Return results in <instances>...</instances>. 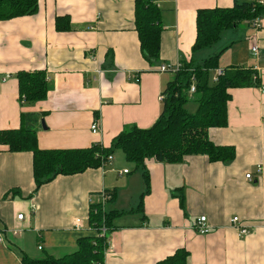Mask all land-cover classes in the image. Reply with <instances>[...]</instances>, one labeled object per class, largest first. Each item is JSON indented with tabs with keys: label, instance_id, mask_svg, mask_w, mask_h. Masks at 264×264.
Returning a JSON list of instances; mask_svg holds the SVG:
<instances>
[{
	"label": "crops",
	"instance_id": "0c3cea01",
	"mask_svg": "<svg viewBox=\"0 0 264 264\" xmlns=\"http://www.w3.org/2000/svg\"><path fill=\"white\" fill-rule=\"evenodd\" d=\"M252 1L156 0L162 34L159 59L150 64L140 52L134 0H39L33 15L0 21V131L18 129L22 113L35 114L38 148L70 150L108 148L127 126L150 128L173 77L159 67L213 54L211 48L191 51L197 11ZM62 16L70 22L67 32L55 30ZM240 25L223 33L219 68L253 70L258 86L229 89L227 126L208 131L214 145L234 149L233 160L211 163L197 155L166 164L151 158L136 168L117 150L110 165L57 176L33 193L31 154L0 146V229L6 232L0 264H22L23 255L38 260L74 253L78 239L94 235L87 218L98 204L121 213L104 264H157L180 249L188 253L186 264H264V15L257 56L250 51L253 30ZM41 71L46 98L22 103L16 75ZM95 119L99 131L92 134ZM106 193L113 195L107 203ZM200 216L210 227L206 235L193 229ZM238 226L249 234L239 237Z\"/></svg>",
	"mask_w": 264,
	"mask_h": 264
},
{
	"label": "trees",
	"instance_id": "16d2710c",
	"mask_svg": "<svg viewBox=\"0 0 264 264\" xmlns=\"http://www.w3.org/2000/svg\"><path fill=\"white\" fill-rule=\"evenodd\" d=\"M39 0H0V21L31 16L38 10ZM264 15V4L257 1L234 4L230 9H201L196 13V36L192 53L209 49L222 34ZM134 27L138 36L140 52L144 59L153 64L159 59L162 27L160 10L152 0H134ZM68 17L55 19V30H70ZM221 52L201 60L181 63L162 91V109L158 119L148 129L127 126L111 142L108 148L93 145L86 149L41 150L38 148L35 126L38 117L31 113L21 114L18 129L0 131V146L10 153H30L32 156L33 193L53 181L57 176H73L88 169L104 166V161L115 151H121L126 160L138 168L145 159L158 163L178 164L190 156H205L211 163L227 162L235 158L232 147H220L208 137L210 129L227 126V103L231 96L229 89L258 86L256 73L250 69L227 67L216 83L210 75L219 68ZM18 92L22 103L43 101L49 91L46 75L41 72H21L16 75ZM194 79L197 111L189 114L184 110L188 101V91ZM146 190L148 178L144 173ZM15 192V191H14ZM110 198L113 195L106 193ZM139 209V208H138ZM118 211H105L101 204L91 205L88 225L94 235L77 241V250L59 259L45 256L34 260L23 255L22 264H104L107 239L113 229V221L119 217ZM106 229L105 236L100 230ZM188 253L177 250L172 256L157 264H186Z\"/></svg>",
	"mask_w": 264,
	"mask_h": 264
},
{
	"label": "built area",
	"instance_id": "2783aa9c",
	"mask_svg": "<svg viewBox=\"0 0 264 264\" xmlns=\"http://www.w3.org/2000/svg\"><path fill=\"white\" fill-rule=\"evenodd\" d=\"M156 0H152L153 3H155ZM257 1V0H255ZM247 25L251 28V30H253L254 32V36H251V40L253 41V45L250 48L251 54L253 56H257L259 53V48H258V43L257 42V34L260 31V29L262 28V16L260 17H256L255 19L246 22ZM181 67V64L177 63L174 66H170V65H161L158 69V72L160 73H164V72H170L171 74H174L175 72H177ZM100 70L96 71V74L99 75ZM224 74V69H216L214 70V74L211 77V82L212 83H216L218 80V77ZM261 92L264 94V87L261 88ZM195 93V84H194V79H192V83L190 85L189 91H188V95L192 96ZM163 99V96H160V100ZM99 131V120L95 119L91 126H90V132L92 134H97ZM112 162V156H108L107 159L104 161V166L106 167L108 165H110ZM123 173H127V171H123ZM246 179H250L251 175L247 174L245 176ZM110 197L107 194H103L102 195V200L103 202H106ZM23 216L22 215H18L17 219L18 220H22ZM232 224L236 225L238 223V218H233L232 220ZM80 225H79V221L77 220L75 222V228L79 229ZM193 229L200 235H206L210 232V227L207 225V220L206 217L204 216H200L199 218L196 219ZM238 231V236L239 237H246L249 234V229L244 227V226H238L237 228ZM260 230L262 231V233L264 234V221L262 222L261 226H260ZM5 234L6 232L0 229V245H4L5 244ZM14 235H17L18 232L17 231H13ZM106 234V229L103 227L100 230L99 235L100 236H105ZM110 247V241H109V237L107 239V247L106 250L104 252V255L106 254L107 250ZM39 250L41 248H38Z\"/></svg>",
	"mask_w": 264,
	"mask_h": 264
},
{
	"label": "rangeland",
	"instance_id": "374dc122",
	"mask_svg": "<svg viewBox=\"0 0 264 264\" xmlns=\"http://www.w3.org/2000/svg\"><path fill=\"white\" fill-rule=\"evenodd\" d=\"M260 1H262V0H257V2H260ZM243 28H245V27H243V25H240L239 29L242 30ZM226 36H227V33L223 34L221 36L220 40L214 46L211 47V53L218 54L221 51L223 52V50H222L223 47H219V46L223 43ZM222 52H221V54H222ZM213 54H211V55H213ZM166 74L169 76H172L170 72H166ZM213 74H214V72H212V74L210 75V78L212 77ZM184 110L189 114H194L197 111V103H196L194 97L189 96L188 101L184 106Z\"/></svg>",
	"mask_w": 264,
	"mask_h": 264
},
{
	"label": "water",
	"instance_id": "95a60500",
	"mask_svg": "<svg viewBox=\"0 0 264 264\" xmlns=\"http://www.w3.org/2000/svg\"><path fill=\"white\" fill-rule=\"evenodd\" d=\"M41 126H42V128H44V122H43V120H41Z\"/></svg>",
	"mask_w": 264,
	"mask_h": 264
}]
</instances>
